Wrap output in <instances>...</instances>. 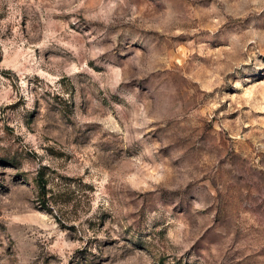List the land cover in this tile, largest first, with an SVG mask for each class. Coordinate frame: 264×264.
<instances>
[{
	"label": "rangeland",
	"instance_id": "1",
	"mask_svg": "<svg viewBox=\"0 0 264 264\" xmlns=\"http://www.w3.org/2000/svg\"><path fill=\"white\" fill-rule=\"evenodd\" d=\"M0 264H264V0H0Z\"/></svg>",
	"mask_w": 264,
	"mask_h": 264
}]
</instances>
